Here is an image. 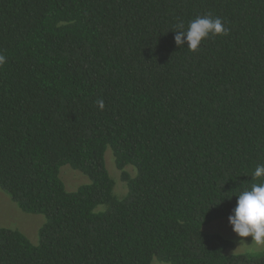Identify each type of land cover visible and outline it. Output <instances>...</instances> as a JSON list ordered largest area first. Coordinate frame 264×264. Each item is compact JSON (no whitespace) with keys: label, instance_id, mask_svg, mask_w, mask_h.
Here are the masks:
<instances>
[{"label":"trees","instance_id":"16d2710c","mask_svg":"<svg viewBox=\"0 0 264 264\" xmlns=\"http://www.w3.org/2000/svg\"><path fill=\"white\" fill-rule=\"evenodd\" d=\"M205 14L228 34L178 48ZM0 55V190L43 215L0 264H264L204 230L260 182L264 0H0Z\"/></svg>","mask_w":264,"mask_h":264},{"label":"clouds","instance_id":"9594fccd","mask_svg":"<svg viewBox=\"0 0 264 264\" xmlns=\"http://www.w3.org/2000/svg\"><path fill=\"white\" fill-rule=\"evenodd\" d=\"M174 31L176 46L179 48L186 44L188 50L195 52L199 50L203 40L227 35L229 29L224 26L220 17L205 14L190 21L186 28L180 23ZM5 59L0 55V65L5 63ZM97 103L103 108V101ZM252 177L260 182H254L250 189H245L237 195L236 205L227 219L232 231L239 238L251 236V241L256 245L264 246V164L255 167Z\"/></svg>","mask_w":264,"mask_h":264},{"label":"rangeland","instance_id":"374dc122","mask_svg":"<svg viewBox=\"0 0 264 264\" xmlns=\"http://www.w3.org/2000/svg\"><path fill=\"white\" fill-rule=\"evenodd\" d=\"M111 154V151L107 150ZM107 167L110 174L115 179L116 191L118 193H123L125 191L124 184L120 179V171L116 169L113 165L111 158L107 157ZM130 173L133 172L131 168H128ZM60 177L69 190H73L82 183L87 181V178L79 171L71 168L68 165L63 166L60 170ZM228 217L212 221L204 227L205 231L208 232H219L223 236L230 238L233 241V246L228 250V252L237 251H253L264 249V246L256 245L254 241H251V236L239 238L231 228L228 223ZM43 223V215L40 214H30L21 211L17 205L10 200V198L0 190V227H10L17 228L26 233L29 238H36L39 227ZM243 239V241H240ZM157 260H153L152 264H162L157 263Z\"/></svg>","mask_w":264,"mask_h":264}]
</instances>
